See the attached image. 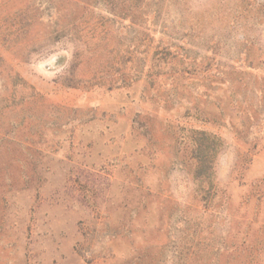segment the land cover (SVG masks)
<instances>
[{
	"label": "rangeland",
	"instance_id": "1",
	"mask_svg": "<svg viewBox=\"0 0 264 264\" xmlns=\"http://www.w3.org/2000/svg\"><path fill=\"white\" fill-rule=\"evenodd\" d=\"M0 264H264V0H0Z\"/></svg>",
	"mask_w": 264,
	"mask_h": 264
}]
</instances>
